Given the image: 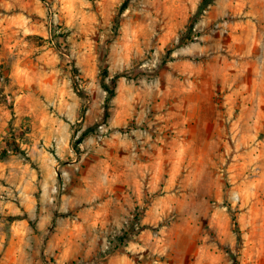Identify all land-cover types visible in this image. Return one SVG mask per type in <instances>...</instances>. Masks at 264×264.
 I'll return each mask as SVG.
<instances>
[{"label": "clouds", "instance_id": "obj_1", "mask_svg": "<svg viewBox=\"0 0 264 264\" xmlns=\"http://www.w3.org/2000/svg\"><path fill=\"white\" fill-rule=\"evenodd\" d=\"M112 9V0H45L43 23L63 21L57 31L69 35L52 92L27 90L25 115L51 109L24 145L44 140L33 156L42 179L27 164L14 173L21 192L45 194L21 200V231L0 217V264H66L69 251L75 264H235L251 233L232 194L264 199V145H248L243 172L230 156L237 132L264 119V0ZM17 46L14 64L43 67L23 37L0 63ZM257 243L264 249V235Z\"/></svg>", "mask_w": 264, "mask_h": 264}, {"label": "rangeland", "instance_id": "obj_2", "mask_svg": "<svg viewBox=\"0 0 264 264\" xmlns=\"http://www.w3.org/2000/svg\"><path fill=\"white\" fill-rule=\"evenodd\" d=\"M123 1L112 0L113 14L116 11H120L119 8ZM4 2L5 0H0V3ZM130 2L131 0H129L128 6ZM20 3L25 7L13 10L0 7V50L7 53L9 47L19 40L20 37H23L24 50L28 52V58L33 59V63L36 62V59H39L40 65L43 67L37 71L26 65L24 61L14 64L15 53L19 51V46L12 47V55H9L5 62L0 63V105L7 111L9 117L4 132L0 133V160L7 165L5 171L1 169L3 174L0 175V184L3 188H0V199L9 198L20 209L19 212L14 213L8 211L4 206L0 207L2 209L0 217H3L17 231H21L25 223L24 218L20 217L22 216L21 213L24 212V206L20 201L24 199L23 197H29L39 202L40 196L45 194V189L37 187L35 192L27 189L21 192L19 188L15 187L18 181L15 180L14 173L27 164L29 168L36 169L37 179H42L39 162L34 161L33 156L39 152L44 140L41 139L32 151L25 149L24 145H28L31 148L32 121L36 119L37 123H40L45 115L50 114L51 111L49 108L48 113L40 112L38 117L32 114L25 115L28 105L34 102L33 97L27 94V90L31 88L42 90L45 93L52 92L49 85L53 77L49 75V72L54 68H60L59 61L61 57L59 50L61 40L67 39L69 35L68 32L57 31L63 26V21H58L51 30L49 25L43 23L44 16L47 15L46 12L41 15L44 11L45 0H39V6L37 0H20ZM71 31H75V28ZM29 46L38 51H30ZM73 64H75V60H73ZM73 71L78 72V69L74 67ZM233 71L229 69L227 74L231 75ZM40 99H43V95L40 96ZM261 111L264 112V106H261ZM236 135L240 143L231 145L236 151H233L230 156L235 157L239 161V170L243 172L249 159L245 152L248 145L253 144L257 151H259L261 145H264V119H258L254 129L248 131L242 129ZM13 138L24 149L25 155L20 153L3 154L7 139ZM228 163L231 164V160ZM232 199L238 202L237 207L240 214L237 222L240 223L242 221L246 224L248 232L251 233L247 241L243 240L244 234H242V243L239 255L235 257V264H264V249H262L260 243H257L260 237L264 235V199H261L250 189L233 193ZM245 201H247L246 204ZM240 205H244V207L240 208ZM24 214L26 215V212ZM209 219L215 220L220 225L224 223V217L215 210L212 211ZM135 235H139V233ZM4 255H7V252ZM66 264H75L71 251L68 253Z\"/></svg>", "mask_w": 264, "mask_h": 264}, {"label": "crops", "instance_id": "obj_3", "mask_svg": "<svg viewBox=\"0 0 264 264\" xmlns=\"http://www.w3.org/2000/svg\"><path fill=\"white\" fill-rule=\"evenodd\" d=\"M8 113H7V111L6 110H4V108H3V106L2 105H0V129H2V130H0V133L1 132H4V129L6 128V126H7V124H8ZM6 164L4 163V162H2L1 160H0V170L1 169H4V171L6 170ZM2 174H3V172H2ZM0 188H3V186L0 184ZM24 199H22V200H25V201H27V200H31L29 197L27 198H25V197H23ZM20 203H21V201H20ZM4 206V208H7L8 209V211H10V212H17V211H15V209H18V207L15 205V202L14 201H12L11 199H9V198H6V199H0V207H3ZM7 211V212H8Z\"/></svg>", "mask_w": 264, "mask_h": 264}, {"label": "trees", "instance_id": "obj_4", "mask_svg": "<svg viewBox=\"0 0 264 264\" xmlns=\"http://www.w3.org/2000/svg\"><path fill=\"white\" fill-rule=\"evenodd\" d=\"M129 0H124L120 5V12L123 11L128 6ZM7 153H20L25 155L24 149H22L18 144L15 138L7 139L6 147L3 149V154L6 155ZM25 215V214H24ZM23 217V216H20Z\"/></svg>", "mask_w": 264, "mask_h": 264}]
</instances>
